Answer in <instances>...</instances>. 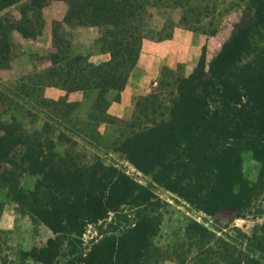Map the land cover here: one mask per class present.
Here are the masks:
<instances>
[{
	"label": "rangeland",
	"instance_id": "obj_1",
	"mask_svg": "<svg viewBox=\"0 0 264 264\" xmlns=\"http://www.w3.org/2000/svg\"><path fill=\"white\" fill-rule=\"evenodd\" d=\"M30 1L3 9L0 22L7 20L13 26L19 24L29 29L37 27L41 20L36 13L23 14ZM45 1L41 10L44 22L46 18L51 20L67 13L70 6L67 0ZM137 1L147 12L140 17L141 33L134 34L141 37L139 57L152 45L170 43V40L178 42L173 47L176 53L164 65L157 59L146 58L138 65L134 77L131 74L136 64L130 70L129 65L120 66L116 84L108 81L114 87H105L103 80L113 63L112 70L116 69L117 52L102 51L101 27L79 25L75 19L65 23L64 18H54L55 39L53 33H43L41 38L35 39L23 40L18 34L14 38L18 45H13L11 52L12 55L15 52V58L18 55V60L0 67V120L14 121L28 134L38 132L47 144L58 141L60 154L65 155L69 150L78 155L82 163L101 161L106 166H114L136 185L125 201L110 206L111 195L106 197L107 200L101 201L106 211L98 212L96 206L80 218V225L59 235L41 220H35L30 210L15 198L16 190H33L38 176L20 165L9 164L8 174L13 183L0 181V264H81L82 258L105 236H119L134 227L140 208L136 207L135 200L144 196V191L152 194L154 202H159L157 210L151 211L149 207L146 212L154 218L158 228L153 241L166 256L158 264H192L200 246L192 244L194 241L188 238L186 229L194 222L214 234L209 242L213 246V260L221 255L214 264H229L238 255H242L241 264H247L250 258L264 264V166L254 158L252 150L244 149L241 154L242 173L256 185L251 192L252 200L243 210L244 217L240 218L233 217L236 211L231 207L223 206L217 213L219 222L195 203L157 182L156 171L142 172L136 168L120 150L128 133L132 132V123L145 122V116H154L156 120L167 117L178 82L194 71L197 58L204 52L206 69L209 68L222 44L232 36L248 0ZM210 27L217 30L215 35L205 32ZM5 38L8 37L0 31V58L6 50ZM252 38L263 46L264 28ZM251 45L242 54L238 66L255 56ZM57 50L64 60L62 64L67 66L64 72L70 71L71 76L58 74L56 78L62 83L66 80L62 86L74 90L69 96L58 94L54 88L46 90L44 85L49 79L34 75L38 69H44L40 58H51ZM20 73L24 74L21 78ZM80 89L85 92H79ZM214 97L208 96L211 110L216 109V100L219 101ZM209 243H204V247ZM43 249L47 250L39 254ZM37 251L39 255L34 256ZM188 253L186 261H182L181 256Z\"/></svg>",
	"mask_w": 264,
	"mask_h": 264
},
{
	"label": "trees",
	"instance_id": "obj_2",
	"mask_svg": "<svg viewBox=\"0 0 264 264\" xmlns=\"http://www.w3.org/2000/svg\"><path fill=\"white\" fill-rule=\"evenodd\" d=\"M22 1L0 0V11ZM67 1L70 6L63 21L75 19L79 25L101 27L102 51L117 52L116 69L112 70L113 63L103 80L105 87H114L118 68L129 65L130 70L139 59L141 37L137 35L142 31L140 17L147 13L146 8L138 5L137 0ZM45 2L31 0L24 9L23 14L36 13L41 20L37 27L29 29L7 22L9 28L17 29L28 38L38 36L44 27L41 10ZM261 28H264V0H248L232 36L222 44L209 68L206 69L204 52L194 71L178 82L167 117L156 120L154 116H145V122L132 123V132L120 147L136 168L142 172L156 171L157 182L195 203L215 217L216 222L223 206L236 211L233 217H244L243 210L252 200L251 192L256 185L242 173V151L252 150L254 158L264 166V45L260 46L255 38ZM0 31L8 37L5 28ZM205 32L215 35L217 30L210 27ZM4 44L6 50L0 58V67L11 58L9 38H5ZM249 44L256 54L249 62L238 66ZM52 57L54 65H58L46 76L49 79L46 85H62L57 75L69 76L70 71L64 72L67 66L61 64L64 60L58 50ZM210 94L219 99L215 110L210 109ZM55 145L56 142L45 143L38 132H24L14 121L0 120V181L13 183L8 174L9 164L20 165L37 175L33 190H16L14 195L35 220H41L53 232L60 235L72 231L80 225V218L96 206V211H106L101 203L106 197L111 195L109 204L114 206L133 192L135 182L129 181L116 167L106 166L101 161L82 163L78 155L69 150L65 155L58 154ZM16 155L19 158H15ZM144 193L135 200L136 207L140 208L134 227L119 236H105L82 258L81 264H158L166 258L153 241L158 230L154 218L146 213L149 207L151 211L157 210L159 202L151 199V193ZM186 232L194 241L192 244L200 246L192 264H214L220 260L221 255L213 260V246L209 243L212 232L198 222L189 225ZM207 235L210 236L207 238ZM204 243L209 244L204 247ZM37 253L34 256H38ZM189 253L180 259L186 261ZM241 259L242 255H238L229 264H241ZM247 264L262 263L250 258Z\"/></svg>",
	"mask_w": 264,
	"mask_h": 264
},
{
	"label": "crops",
	"instance_id": "obj_3",
	"mask_svg": "<svg viewBox=\"0 0 264 264\" xmlns=\"http://www.w3.org/2000/svg\"><path fill=\"white\" fill-rule=\"evenodd\" d=\"M0 12H3V11H0ZM65 15H66V11L61 15H59V16H55V17H53V18H51V20H47V18H46V22H44L45 23V27L43 28V30H42V32L38 35V36H36L35 38H41L42 37V35H43V33L44 34H46V35H52V33H53V31H52V22H53V19L55 18V19H58V20H62L64 17H65ZM45 17H46V15H45ZM1 24H0V29L1 28H5L6 29V32H7V34H8V38H9V40L12 42V46H11V49L13 50V48L14 47H17V45H15V41H14V38H16V37H18L17 36V34L18 35H20L21 36V38L24 40H26V39H35V38H28V37H25L21 32H19L17 29H10L9 28V25H8V23H7V20H4L3 22H0ZM13 45H14V47H13ZM168 45H170V47L168 46ZM178 45V42H175V41H171L170 40V43H162V44H154V45H152L150 48H148V49H146V50H144V53H142L141 54V56L139 57V59H138V63H136V65L134 66V70H133V72H132V74H131V77H134V75H135V73H137V71H138V65H140L144 60H146V58H152V60H154V59H157L158 60V62L160 63H163V65L165 64V63H168L169 62V60L172 58V57H174V53H176V51H175V48H173V47H176ZM18 47H20V46H18ZM204 49V48H203ZM14 54H15V52H14ZM14 54L12 55V52H11V58L9 59V62L10 63H13V61H17L18 60V55L16 56V58H15V56H14ZM53 54L51 55V58H47V57H43V58H40V62L42 63V64H44V69L43 70H39L38 69V71L39 72H35L34 73V75L35 76H37V77H42L43 79H46L45 77L48 75V73L50 72V70L53 68H56L57 67V65L55 64L54 65V59H53ZM192 56V55H191ZM201 57V56H200ZM200 57H199V59L197 58V60L199 61L200 60ZM198 61H196L197 63H198ZM193 63V62H192ZM194 63H195V58H194ZM62 64V63H61ZM193 66V65H192ZM36 71H37V69H36ZM192 70H190V72H191ZM23 72V71H22ZM189 72V73H190ZM45 73H47L46 75H45ZM189 73H188V75H189ZM44 74V76H42ZM150 74V73H149ZM24 76V74L22 73H20V76H19V78H21V77H23ZM39 77V78H40ZM150 77V76H149ZM62 85H63V83H62ZM62 85H58V84H56V85H46V83H45V87H47L46 88V90L47 89H49V88H54V89H57V90H55V91H58V94H60V95H71V94H73V91L74 90H71V89H68L67 87H65V86H62ZM65 90V91H64ZM79 92H85V89H80V90H78ZM67 101V100H66ZM77 132H79V130H77ZM80 140V139H79ZM76 141V140H75ZM81 141V140H80ZM59 144L60 143H58V141H56V145H55V151L57 152V153H61L60 152V147H59ZM66 152V151H65ZM60 155H63V154H60Z\"/></svg>",
	"mask_w": 264,
	"mask_h": 264
}]
</instances>
